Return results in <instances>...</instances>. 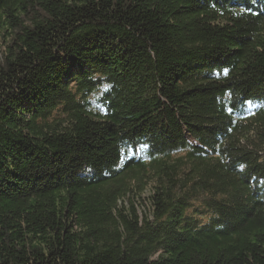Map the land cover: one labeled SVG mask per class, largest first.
<instances>
[{
	"label": "trees",
	"instance_id": "trees-1",
	"mask_svg": "<svg viewBox=\"0 0 264 264\" xmlns=\"http://www.w3.org/2000/svg\"><path fill=\"white\" fill-rule=\"evenodd\" d=\"M0 264H264V0H0Z\"/></svg>",
	"mask_w": 264,
	"mask_h": 264
},
{
	"label": "rangeland",
	"instance_id": "rangeland-1",
	"mask_svg": "<svg viewBox=\"0 0 264 264\" xmlns=\"http://www.w3.org/2000/svg\"><path fill=\"white\" fill-rule=\"evenodd\" d=\"M147 194H144V196H146Z\"/></svg>",
	"mask_w": 264,
	"mask_h": 264
},
{
	"label": "snow or ice",
	"instance_id": "snow-or-ice-1",
	"mask_svg": "<svg viewBox=\"0 0 264 264\" xmlns=\"http://www.w3.org/2000/svg\"><path fill=\"white\" fill-rule=\"evenodd\" d=\"M226 74V73H225Z\"/></svg>",
	"mask_w": 264,
	"mask_h": 264
}]
</instances>
